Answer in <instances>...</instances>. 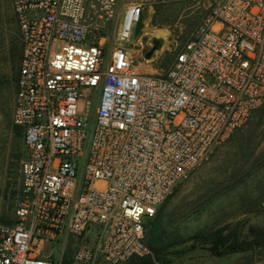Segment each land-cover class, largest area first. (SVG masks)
I'll use <instances>...</instances> for the list:
<instances>
[{"label":"built area","instance_id":"built-area-1","mask_svg":"<svg viewBox=\"0 0 264 264\" xmlns=\"http://www.w3.org/2000/svg\"><path fill=\"white\" fill-rule=\"evenodd\" d=\"M118 1L12 0L26 155L0 264H60L42 249L69 234L82 238L75 264L151 255L146 219L264 105V0H204L206 19L163 74L139 70L126 46L150 0L122 12ZM116 17L107 60L99 34Z\"/></svg>","mask_w":264,"mask_h":264},{"label":"rangeland","instance_id":"rangeland-1","mask_svg":"<svg viewBox=\"0 0 264 264\" xmlns=\"http://www.w3.org/2000/svg\"><path fill=\"white\" fill-rule=\"evenodd\" d=\"M126 1H118V12L123 11ZM160 1L148 2L139 33L137 25L126 46L139 70L163 74L204 22L210 7L204 0H166L164 6L170 9L168 23L153 25ZM116 23L117 17L103 22L99 34L107 60L117 44ZM154 36L163 37L164 44L147 58ZM22 52L21 30L12 0H0V225L13 222L20 167L26 155L24 133L17 132L13 123ZM162 209L163 225L174 237H188L229 223H240L245 236H249L251 227L264 228V105L244 126L213 148L209 157L164 201ZM81 242V237L64 235L58 241L46 242L42 254L60 264H75L74 254ZM193 243L170 248V264H264L263 246L218 257L207 245L193 248Z\"/></svg>","mask_w":264,"mask_h":264},{"label":"trees","instance_id":"trees-1","mask_svg":"<svg viewBox=\"0 0 264 264\" xmlns=\"http://www.w3.org/2000/svg\"><path fill=\"white\" fill-rule=\"evenodd\" d=\"M170 1V0H169ZM157 5L153 18V25H164L169 21L165 1H160ZM143 18V17H142ZM206 19V17H205ZM143 20V19H142ZM142 20L138 23V33L142 26ZM180 51V50H179ZM171 59H168V63ZM17 132L23 133V129L14 124ZM163 204L158 208L156 214L148 217L145 221V243L151 249L152 254L144 257L135 256L123 264H170V248L193 241V248L197 245H207L210 251L218 257H223L238 252H246L255 247H264V228H250L249 236H245L241 224H227L213 228L210 231L196 233L188 237H174L163 225ZM250 237V239H249ZM68 261H65L67 264Z\"/></svg>","mask_w":264,"mask_h":264},{"label":"water","instance_id":"water-1","mask_svg":"<svg viewBox=\"0 0 264 264\" xmlns=\"http://www.w3.org/2000/svg\"><path fill=\"white\" fill-rule=\"evenodd\" d=\"M150 44L151 48L146 54L147 58H150L155 51L160 50L162 48L164 44V38L154 36L151 38Z\"/></svg>","mask_w":264,"mask_h":264},{"label":"crops","instance_id":"crops-1","mask_svg":"<svg viewBox=\"0 0 264 264\" xmlns=\"http://www.w3.org/2000/svg\"><path fill=\"white\" fill-rule=\"evenodd\" d=\"M208 264H212V262H209ZM214 264V263H213ZM216 264V263H215Z\"/></svg>","mask_w":264,"mask_h":264},{"label":"bare ground","instance_id":"bare-ground-1","mask_svg":"<svg viewBox=\"0 0 264 264\" xmlns=\"http://www.w3.org/2000/svg\"><path fill=\"white\" fill-rule=\"evenodd\" d=\"M163 31V30H162Z\"/></svg>","mask_w":264,"mask_h":264}]
</instances>
